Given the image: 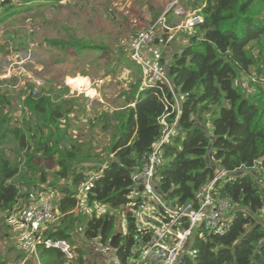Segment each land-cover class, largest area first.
I'll use <instances>...</instances> for the list:
<instances>
[{"label": "trees", "instance_id": "16d2710c", "mask_svg": "<svg viewBox=\"0 0 264 264\" xmlns=\"http://www.w3.org/2000/svg\"><path fill=\"white\" fill-rule=\"evenodd\" d=\"M187 1L190 16L202 22L176 37L184 43L162 68L168 85L139 78L120 92L118 110L92 119L90 130L100 120L101 131L112 128L102 161L67 139L69 115L80 104L35 84L21 100L0 93V215L7 220L34 199L58 196L41 237L66 242L73 254L68 259L38 245L42 264H86V244L113 251L118 264H145L139 255L152 232L139 225V213L172 220L137 179L164 136V122L175 127L153 169L161 203L175 212L197 211L202 189L222 171L227 176L212 193L227 200L232 213L223 233L198 229L179 264H264V0ZM57 2L0 0V24ZM164 18L169 25L170 14ZM156 62L161 67L163 60ZM187 228L185 218L173 226Z\"/></svg>", "mask_w": 264, "mask_h": 264}, {"label": "rangeland", "instance_id": "374dc122", "mask_svg": "<svg viewBox=\"0 0 264 264\" xmlns=\"http://www.w3.org/2000/svg\"><path fill=\"white\" fill-rule=\"evenodd\" d=\"M189 3L187 0H59L52 6L14 13L0 24V93L18 99L35 84L45 91L56 92L66 101L80 104L79 110L69 115L67 139L78 142L84 151L89 150L91 157L102 161L108 156L112 128L108 126L101 131L100 120L90 130L92 119L100 113L118 110L122 102L119 94L130 83L139 78L143 84L152 80L148 71L141 67L140 71L132 61L130 43L152 32L154 37L142 46L140 54L147 63L158 61L159 48L170 47L176 37L185 33ZM166 13L170 14L169 25L164 22ZM55 41L69 44L55 45ZM79 45L96 48L79 50ZM145 54L152 59L148 60ZM75 79L83 80L84 86L73 85ZM64 108L69 109V105L65 103ZM21 110L15 109L13 115L21 116ZM92 133L95 138L90 141ZM14 214L15 211L10 212L8 221L0 215V254L18 244L19 228L13 221ZM261 219L264 223V215ZM10 223L15 225L14 231L8 229Z\"/></svg>", "mask_w": 264, "mask_h": 264}, {"label": "built area", "instance_id": "2783aa9c", "mask_svg": "<svg viewBox=\"0 0 264 264\" xmlns=\"http://www.w3.org/2000/svg\"><path fill=\"white\" fill-rule=\"evenodd\" d=\"M187 20L186 24L188 27H186V29L192 28L202 22V19L199 16H192ZM152 34L153 33L151 32L148 36L145 34L139 38L137 37L130 43V57L137 66L151 74L154 82L162 81L168 85L162 67L160 69V66L156 61L153 63H147V61L143 60L140 54L142 46H144L145 43L150 42L152 36L154 37ZM174 106L176 107L175 109H178L176 99H174ZM174 127L175 124L168 126L166 122H164V136L160 143L154 146L153 153L148 157V164L147 167H145L144 172L137 177V179L141 181L144 193L155 203L159 204L172 218L169 223H162L158 218L145 211L139 213V225L152 232L150 241L142 249L139 255V262H144L145 264H179L180 260L186 253L189 240L198 229L203 227V230L208 233H223L225 226L230 223L232 218V213H229L228 211V201L225 199H219L218 197L216 198L212 193L214 186L227 176L222 171L217 172L213 180L202 189L201 194L199 195L201 198V204L197 211L184 209L175 212L161 203L157 192L152 186L153 169L158 162L157 151L162 143H167L169 141V137L172 134ZM53 210L54 209L50 203L34 199L29 204L15 211L13 221L18 224L19 228L18 249L24 255H35L37 252L36 247L41 245L45 249H57L62 252L66 258H72L70 247L66 242H55L41 237L45 224L54 217ZM182 218L187 220L188 228L183 231L173 230V226L179 223ZM116 264H118L117 261Z\"/></svg>", "mask_w": 264, "mask_h": 264}, {"label": "crops", "instance_id": "0c3cea01", "mask_svg": "<svg viewBox=\"0 0 264 264\" xmlns=\"http://www.w3.org/2000/svg\"><path fill=\"white\" fill-rule=\"evenodd\" d=\"M184 41L177 40L176 42L171 45L172 47L167 48H159L157 53H159V60L162 59V68L167 67L166 63L170 60L171 56L176 53L177 49L181 47ZM146 55V54H145ZM148 60H151L152 57L146 55ZM157 57V56H156ZM158 58V57H157ZM81 119V117H80ZM79 119V120H80ZM58 199V196L55 195H45L42 198L43 202H47L55 204ZM53 207V205H52ZM54 209V207H53ZM17 244V243H16ZM3 264H42L40 260H38L37 252L35 255H24L19 249L18 244L14 246V249H6L4 254H1ZM84 261L86 264H116V256L114 255L113 251H103L101 248L92 246L91 244H86L85 252H84Z\"/></svg>", "mask_w": 264, "mask_h": 264}, {"label": "bare ground", "instance_id": "6f19581e", "mask_svg": "<svg viewBox=\"0 0 264 264\" xmlns=\"http://www.w3.org/2000/svg\"><path fill=\"white\" fill-rule=\"evenodd\" d=\"M73 85L77 86V87H83L84 86V81L81 79H75L72 81ZM72 85V86H73ZM92 92V91H91Z\"/></svg>", "mask_w": 264, "mask_h": 264}]
</instances>
